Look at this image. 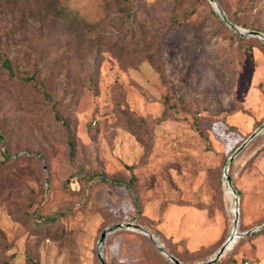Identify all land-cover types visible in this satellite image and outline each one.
I'll use <instances>...</instances> for the list:
<instances>
[{
	"label": "rangeland",
	"instance_id": "rangeland-1",
	"mask_svg": "<svg viewBox=\"0 0 264 264\" xmlns=\"http://www.w3.org/2000/svg\"><path fill=\"white\" fill-rule=\"evenodd\" d=\"M217 2L264 33V0ZM121 7L0 4V54L15 70L0 61V264H100L101 233L118 223L183 264L208 261L231 235L224 170L264 123V40L221 23L208 0H139L134 35ZM230 168L245 235L220 264H264V131ZM103 255L174 264L138 231L108 235Z\"/></svg>",
	"mask_w": 264,
	"mask_h": 264
},
{
	"label": "water",
	"instance_id": "water-1",
	"mask_svg": "<svg viewBox=\"0 0 264 264\" xmlns=\"http://www.w3.org/2000/svg\"><path fill=\"white\" fill-rule=\"evenodd\" d=\"M215 8L216 12L220 15L221 19L230 26V28L239 34L242 37H253V38H259L264 40V33L256 30H249L242 27L237 26L232 20L228 17V15L225 13L221 5L217 2V0H208ZM264 131V123L261 127H259L257 130H255L236 150L235 152L229 157L228 162L226 164L225 170H224V178H226V182L228 183V186L232 189L235 197L237 198L235 205L237 208V212L235 213L234 220H233V229L231 231V235L229 238L222 244L220 249L215 253V255L209 259L208 261L202 263V264H216L223 256L224 254L230 249V245L234 246V242H236L241 236L245 234H237L236 229L238 228L239 223V197H238V191L234 188L232 179L229 176L228 172L230 170L231 164L234 162L236 157L245 149V147L254 140L260 133ZM264 227V226H263ZM261 227V228H263ZM261 228L257 229L260 230ZM126 230V231H138L141 234L148 237L153 245L157 248V250L166 257L170 262L174 264H183L178 258H176L174 255L170 254L166 248L160 243L156 237L146 230L145 228L141 227L138 224H135L133 222H127V223H118L111 225L103 230L101 233L100 239L98 241V258L100 261V264H106L104 255H103V245L106 242V239L108 235L115 233L117 231ZM249 233V232H248Z\"/></svg>",
	"mask_w": 264,
	"mask_h": 264
},
{
	"label": "trees",
	"instance_id": "trees-1",
	"mask_svg": "<svg viewBox=\"0 0 264 264\" xmlns=\"http://www.w3.org/2000/svg\"><path fill=\"white\" fill-rule=\"evenodd\" d=\"M32 0H0V4H4L5 6H9V7H12V6H26L28 4L31 3ZM3 2V3H2ZM119 3L121 4V14H122V17L124 18V21H125V25L127 27L126 29V32L127 34H131V35H134L136 31L139 30L140 26L139 24L137 23V20H136V15L137 13L139 12V9L137 8L138 5H139V0H119ZM223 8V7H222ZM223 10L225 11V13L228 15V17H230V15L228 14V12L225 10V8H223ZM212 13L218 18V20L221 22V23H224V21L220 18V15L216 12V10H213ZM231 18V17H230ZM233 20V19H232ZM234 21V20H233ZM235 24H237L236 21H234ZM242 27L246 28V29H249V30H256L254 27H251V26H247V25H242ZM258 31V30H256ZM261 32V31H260ZM236 37H239L238 35L234 34ZM240 38V37H239ZM18 46L17 45H14V47L12 48V53L11 55L14 56L17 52V49ZM11 58V57H10ZM10 58H2L1 57V54H0V61L3 62L4 65L7 66L8 70L10 73H15V70L13 69L12 67V63L13 61H11ZM158 66V65H157ZM0 139H2V137L0 136ZM69 148H70V156L73 158L74 155H75V143L72 139V137L69 138ZM10 160V157L8 155H5L3 158H2V164L3 163H7L9 162ZM230 171H231V168H230ZM94 178H96L95 176H92L91 179L94 180ZM99 181L102 182V183H105L106 180L104 178H99ZM78 183H81V179H78L77 180ZM72 179L71 178H68L65 182H64V188L66 189H72ZM115 183H118V184H123L125 186H128V184L126 183H122L120 181L118 182H115ZM40 218V221L45 223V222H49V221H53L55 220V216H39ZM228 239V238H227ZM151 241V240H150ZM234 248V247H233ZM232 248V249H233ZM220 249V248H219ZM218 249V250H219ZM217 250V251H218ZM216 251V252H217ZM220 261L221 259L216 263V264H220ZM32 264H38L37 261L35 260H31Z\"/></svg>",
	"mask_w": 264,
	"mask_h": 264
},
{
	"label": "bare ground",
	"instance_id": "bare-ground-1",
	"mask_svg": "<svg viewBox=\"0 0 264 264\" xmlns=\"http://www.w3.org/2000/svg\"><path fill=\"white\" fill-rule=\"evenodd\" d=\"M229 172H230V170H229ZM229 172H228V174H229ZM225 181H226V178H225ZM226 194H227L228 197L233 201V206L231 207L230 212H231V214H232L233 216H235V213L237 212V208H236V205H235V202H236L237 198L235 197V195H234L232 189L228 186L227 183H226ZM236 232H237V234H239V233H238V228L236 229ZM236 242H237V241H236ZM236 242H234L233 244L235 245ZM233 247H234V246H232V244H231V245H230V249H229L228 251H230Z\"/></svg>",
	"mask_w": 264,
	"mask_h": 264
}]
</instances>
